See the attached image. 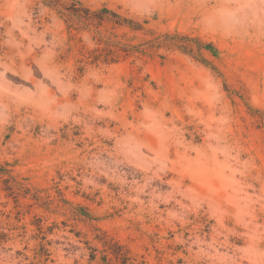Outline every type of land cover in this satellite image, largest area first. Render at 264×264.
<instances>
[{
  "label": "rangeland",
  "instance_id": "rangeland-1",
  "mask_svg": "<svg viewBox=\"0 0 264 264\" xmlns=\"http://www.w3.org/2000/svg\"><path fill=\"white\" fill-rule=\"evenodd\" d=\"M0 264H264V0H0Z\"/></svg>",
  "mask_w": 264,
  "mask_h": 264
}]
</instances>
